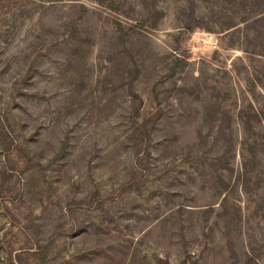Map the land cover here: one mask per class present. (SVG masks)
Listing matches in <instances>:
<instances>
[{"label": "rangeland", "instance_id": "1", "mask_svg": "<svg viewBox=\"0 0 264 264\" xmlns=\"http://www.w3.org/2000/svg\"><path fill=\"white\" fill-rule=\"evenodd\" d=\"M262 9L0 0V264H264Z\"/></svg>", "mask_w": 264, "mask_h": 264}, {"label": "trees", "instance_id": "2", "mask_svg": "<svg viewBox=\"0 0 264 264\" xmlns=\"http://www.w3.org/2000/svg\"><path fill=\"white\" fill-rule=\"evenodd\" d=\"M264 10L262 9V12H259L258 15L256 16V18H254V20H264ZM196 17V16H195ZM193 17V21H190V22H186L184 25H183V30L186 31V32H191L192 30H194V28L196 27H205V28H208V29H212L210 28L209 26H206V25H203L199 20L198 17ZM253 19V18H252ZM245 21H249L248 20H245ZM237 25V24H236ZM225 26H228L231 27L233 26V23H229V24H226L224 25L223 27ZM155 27V26H154Z\"/></svg>", "mask_w": 264, "mask_h": 264}]
</instances>
